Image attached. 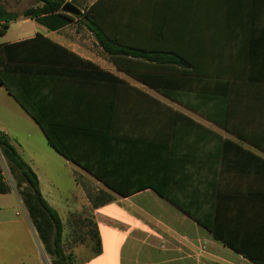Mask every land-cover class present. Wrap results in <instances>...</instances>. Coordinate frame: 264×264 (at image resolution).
Here are the masks:
<instances>
[{
  "label": "crops",
  "instance_id": "0c3cea01",
  "mask_svg": "<svg viewBox=\"0 0 264 264\" xmlns=\"http://www.w3.org/2000/svg\"><path fill=\"white\" fill-rule=\"evenodd\" d=\"M76 1L82 16L71 23L17 14L0 38L40 34L85 61L44 54L52 61L42 74L25 75L72 159L2 85L0 132L36 173L65 245L70 216L91 213L102 251L77 245V264L264 263V0ZM89 11L109 41L149 61L107 53L87 27ZM136 69H149L153 85L126 72ZM154 188L209 217L228 245ZM86 190L113 201L93 209ZM0 264H51L15 188L0 194Z\"/></svg>",
  "mask_w": 264,
  "mask_h": 264
},
{
  "label": "trees",
  "instance_id": "16d2710c",
  "mask_svg": "<svg viewBox=\"0 0 264 264\" xmlns=\"http://www.w3.org/2000/svg\"><path fill=\"white\" fill-rule=\"evenodd\" d=\"M3 1L5 0H0V38L7 33L10 25L19 17L16 13L8 12L1 4ZM40 2L42 3L41 7L26 9L22 16L45 24L48 23V19L44 18L50 17L54 20H60V25L71 23L74 19L73 16L67 15L61 11L64 4L67 3V0H40ZM72 3L79 5L76 0H72ZM91 13V11L83 13L88 21V23H86L87 27L107 53L113 57H132L138 59V62L140 61L139 59L149 61V54L134 51L121 45H115L114 42L109 41L102 28L91 17ZM36 49H42L44 53L36 55ZM44 54H67L75 59L85 62L71 54L62 46L40 34L31 40L15 44H0V85L4 86L9 94L13 96L42 127L50 144L57 150V152L72 159L62 145L54 138L50 128L40 114L36 102L31 100L29 90L26 87L25 75L40 76L43 72L41 65L52 61L49 60L47 56H44ZM126 72L134 79L146 85H149V83L153 85L152 82H149V69L127 70ZM107 75L113 77L109 74ZM160 91L165 95L174 98V95L168 90ZM0 155L6 163L12 179V182L6 181L0 169V194H7L13 188L16 189L43 249L50 257L51 264H77L75 256L68 254L65 251V246L67 245L64 243V224L59 213L51 207L43 197L39 179L34 170L23 159L11 138L2 132H0ZM107 187L109 186L107 185ZM154 190L159 196L174 204L199 225L207 229L215 238L221 239L226 245H228L226 240L220 237L218 230L214 226V222L209 217L197 213L196 208L176 200L168 190L162 191L156 188H154ZM119 193L124 192L120 191ZM86 194L90 202V207L93 209L113 201V197L104 191L92 192L86 190ZM78 216L77 214L70 216L71 219L69 225L72 229V241L70 240L71 243L69 245L75 244L79 241L87 242L91 244L93 253L96 255L100 254L102 248L97 225L91 220H88V223H86L85 219L80 220ZM83 226L86 227L83 228ZM254 263L264 264L257 261Z\"/></svg>",
  "mask_w": 264,
  "mask_h": 264
},
{
  "label": "rangeland",
  "instance_id": "374dc122",
  "mask_svg": "<svg viewBox=\"0 0 264 264\" xmlns=\"http://www.w3.org/2000/svg\"><path fill=\"white\" fill-rule=\"evenodd\" d=\"M40 0H8L7 1V8L11 11V12H15L16 14H18L19 16H22L23 11L31 6H33L35 3H38ZM14 31V29H12V32ZM11 36V34L8 35L7 39H9ZM0 169L2 171V175L4 177V179L8 182H12L11 176L9 174V171L7 169L6 163L3 160V158L0 155ZM97 192V191H95ZM80 215V216H78ZM77 216L79 217L80 220L85 219V222L88 223V220H92V216L91 213H89L88 211H86V209L84 208L83 210V214H77ZM71 217L69 218L70 221ZM86 225V224H85ZM86 226H83V228H85ZM79 244H88L87 242H82L79 241L76 244L73 245H67L65 246V251L68 254H72L74 255L75 250L80 249ZM90 247L88 246H83L81 249H89ZM92 249V247H91ZM46 253V252H45ZM75 256V255H74ZM49 257V256H48ZM50 258V257H49ZM77 261V260H76Z\"/></svg>",
  "mask_w": 264,
  "mask_h": 264
},
{
  "label": "water",
  "instance_id": "95a60500",
  "mask_svg": "<svg viewBox=\"0 0 264 264\" xmlns=\"http://www.w3.org/2000/svg\"><path fill=\"white\" fill-rule=\"evenodd\" d=\"M61 10L62 12L71 16L79 17L82 14V11L71 2L65 3Z\"/></svg>",
  "mask_w": 264,
  "mask_h": 264
},
{
  "label": "built area",
  "instance_id": "2783aa9c",
  "mask_svg": "<svg viewBox=\"0 0 264 264\" xmlns=\"http://www.w3.org/2000/svg\"><path fill=\"white\" fill-rule=\"evenodd\" d=\"M205 250V245H201V251H204Z\"/></svg>",
  "mask_w": 264,
  "mask_h": 264
}]
</instances>
